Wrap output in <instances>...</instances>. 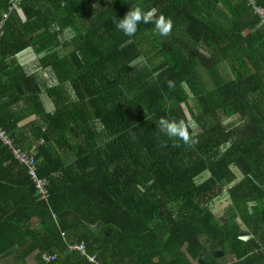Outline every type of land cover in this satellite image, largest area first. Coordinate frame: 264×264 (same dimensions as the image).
<instances>
[{"label":"trees","instance_id":"trees-1","mask_svg":"<svg viewBox=\"0 0 264 264\" xmlns=\"http://www.w3.org/2000/svg\"><path fill=\"white\" fill-rule=\"evenodd\" d=\"M136 6L170 17L171 34L141 23L124 35L116 21ZM258 7L264 0L22 2L0 27V128L19 146L37 144L50 197L0 141L5 264H29L36 252V264H94L70 249L80 242L103 264H194L206 248L264 264ZM7 8L0 0V21ZM30 46L38 57L21 65L16 55ZM161 117L185 119L194 142L176 146Z\"/></svg>","mask_w":264,"mask_h":264},{"label":"clouds","instance_id":"clouds-1","mask_svg":"<svg viewBox=\"0 0 264 264\" xmlns=\"http://www.w3.org/2000/svg\"><path fill=\"white\" fill-rule=\"evenodd\" d=\"M141 23L154 24L155 32L161 36L170 35L173 29V21L170 17H166L163 14L156 17L153 11H144L139 6L131 7L122 18H119L116 21V28L124 35L132 37L137 33L138 25ZM168 86L173 88L175 82L169 80ZM158 128L161 133L172 139L176 146H178V141H183L185 144L194 142L189 130L190 125L185 119L177 120L161 117L158 121Z\"/></svg>","mask_w":264,"mask_h":264},{"label":"built area","instance_id":"built-area-1","mask_svg":"<svg viewBox=\"0 0 264 264\" xmlns=\"http://www.w3.org/2000/svg\"><path fill=\"white\" fill-rule=\"evenodd\" d=\"M23 1L24 0H8V8L1 15V28L4 22L10 17V15L20 10ZM257 12L262 17L261 26L264 27V8L258 7ZM2 34L3 31L1 30L0 36ZM0 141L11 150L12 155L17 161L24 164L28 168L29 175L31 176L32 180H34L39 193L42 195V198L49 199L50 190L48 188V181L41 178L38 174V167L41 161L38 156L39 151L37 149V144L34 145V147H31V149L19 146L15 143L14 138L2 128H0ZM70 249L78 250L82 254H85L88 261L91 263L103 264L102 262L98 261L96 254L87 253L86 245L84 242L70 244ZM44 259L47 262L53 263L56 261L57 257L50 256V254L46 253L44 254Z\"/></svg>","mask_w":264,"mask_h":264},{"label":"crops","instance_id":"crops-1","mask_svg":"<svg viewBox=\"0 0 264 264\" xmlns=\"http://www.w3.org/2000/svg\"><path fill=\"white\" fill-rule=\"evenodd\" d=\"M37 57L38 55H37L35 48L31 46L18 52V54L16 55V59L21 65H26L32 61H35ZM44 102L46 103L47 105L46 108L49 112H53L56 109L55 103H53L52 99L48 95H45ZM35 119H36V116H31L25 119L24 121H22L21 125H26L27 123H30L31 121H34ZM224 208H226V206H223L220 209L222 210ZM251 233L252 231L244 227V230H243L244 238H250L252 236ZM212 258L216 260L218 264H254L255 263V261L253 260L251 256H248L245 259L240 260L236 256V254H233V253L228 252L227 250L218 249V248H214V249L206 248L202 256L198 257V259L192 258V262L194 264H201V263L206 264Z\"/></svg>","mask_w":264,"mask_h":264},{"label":"rangeland","instance_id":"rangeland-1","mask_svg":"<svg viewBox=\"0 0 264 264\" xmlns=\"http://www.w3.org/2000/svg\"><path fill=\"white\" fill-rule=\"evenodd\" d=\"M44 98H45V95H43V101H44ZM53 103H54V101H53ZM44 104H45V106H47L45 102H44ZM234 121H236V120H234L233 118H225V123L226 124L234 123ZM208 177H209V174L208 173H205L204 177H202L201 180L203 181V180H205ZM227 199H228V196H227V194L225 192L221 197H219L218 199H216L214 201L213 208H214L215 212L217 213L218 218H220V212L222 211L220 208H222L223 206H227L229 204V201ZM11 252L12 251L6 252L4 254V256L0 257V264H5L9 260V256H10V253ZM37 256H38V253L37 252L34 253V254H32V256H30L28 258V262L30 264H36V258H37ZM217 256H218V254H217ZM201 264H203V263H201Z\"/></svg>","mask_w":264,"mask_h":264},{"label":"water","instance_id":"water-1","mask_svg":"<svg viewBox=\"0 0 264 264\" xmlns=\"http://www.w3.org/2000/svg\"><path fill=\"white\" fill-rule=\"evenodd\" d=\"M238 219H239V217H238ZM240 220V219H239ZM11 250H9V251H7V252H10ZM3 256H4V254H3ZM2 257V256H1Z\"/></svg>","mask_w":264,"mask_h":264}]
</instances>
